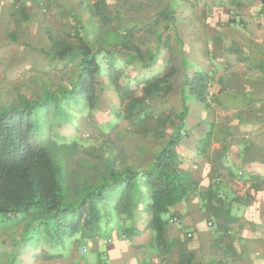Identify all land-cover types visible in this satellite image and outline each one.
Segmentation results:
<instances>
[{
    "label": "trees",
    "instance_id": "1",
    "mask_svg": "<svg viewBox=\"0 0 264 264\" xmlns=\"http://www.w3.org/2000/svg\"><path fill=\"white\" fill-rule=\"evenodd\" d=\"M95 6L89 5L91 16H98L99 20H110L98 3ZM170 11L173 14L174 10ZM101 30L96 42L87 33L82 35L80 31L76 33L77 40L73 42L56 37L48 29L51 48L47 53L51 58L79 59L80 70L75 80L70 87H62L58 91L45 90L40 99L12 102L0 109V226L13 228L22 225L24 232L21 237L31 246L45 243L61 247L76 235L86 240L93 239L104 234L111 207L107 200L113 192L117 194L114 204L116 212L130 219L137 216L136 197L141 195L140 180L143 177L144 185L149 190L144 210L151 215L149 227L155 234L154 244L162 251L169 250L167 226L175 216L172 208L193 193L199 194L202 210L212 216L211 225L215 222L221 227L222 235H228L231 226L240 221L238 213L247 206V198L222 188L214 177L208 190L199 193L198 180L182 166L178 152L182 130L190 111L184 95L189 94L194 102L206 108L210 105L207 101L210 84L207 71H195L181 83L183 105L177 114L175 130L153 153L154 162L149 168L125 166L118 170L113 161L107 159L95 180L82 174L77 190H71L70 163L80 142L74 140L66 143L57 137V133L53 135L55 122L49 118L50 108H53L55 117L61 120H68L72 104L85 103L87 108L96 109L99 98L98 78L102 72L98 50L107 52L105 42L113 46V51L143 63L144 67H149L154 60V55L150 54V61L145 63L147 54L134 41L133 31L122 32L114 28L104 30V27ZM185 63L184 58V67ZM110 64L109 61L108 85L114 88L120 105L115 113L117 122L128 121L129 130L139 135L167 136L165 129L170 116L155 115L156 109L148 102L159 97L165 99L170 95L175 68L163 75L144 76L139 82L143 94L136 96L129 85L120 83L121 75L111 72ZM151 122H155V127H150ZM44 123L49 124V131L45 130ZM212 140L213 128L198 141V152L207 155ZM128 231L129 234L138 232L135 227H130ZM20 262L18 251L9 255L0 252V264Z\"/></svg>",
    "mask_w": 264,
    "mask_h": 264
},
{
    "label": "crops",
    "instance_id": "2",
    "mask_svg": "<svg viewBox=\"0 0 264 264\" xmlns=\"http://www.w3.org/2000/svg\"><path fill=\"white\" fill-rule=\"evenodd\" d=\"M55 5L76 9L78 2L77 0H0V77H6L8 83L17 85V89L19 87L23 89V82L27 81L24 75L29 70H38L40 75L47 70L50 62L66 61L56 60L48 55L50 41L48 35L43 33L45 13H51ZM241 14L250 26L244 28L241 23V26L229 28L235 21H232L233 24L231 23L229 27L221 26L220 31L216 32L222 36V41L215 42L211 46L213 57L205 60L201 52L186 54L187 70L183 66L182 72H176L172 79L171 95L178 94L181 97V103L177 106L178 113L183 105L181 83L186 76L202 70L207 71L213 80V73L227 68L229 64L238 65L237 69L234 68L235 72L232 71L231 74L219 79L220 84L210 82L209 92L211 94L216 92V98L227 99L232 111L249 113L252 116L253 113L259 112V103L264 99V74L251 71L255 66H260V63L264 64V25H260L263 24L264 13ZM258 16L260 20L257 19ZM238 17L240 16L235 15L232 19L236 20ZM229 30H232L231 33ZM229 33L232 34L233 43H226L224 34ZM214 80L217 81L218 78ZM108 90L112 93L114 89L109 86ZM184 99L190 111L182 130V140L178 145L182 166L198 180L199 193L207 191L210 186L214 165L218 161L214 153L222 157L221 161L225 165L230 164L234 172L235 170L244 172L252 180L249 179L247 184L249 194L255 195L257 192L258 198L263 195L260 201H254L252 207L244 206L238 213L240 224L246 228L252 225V229H247V233L236 238L230 235L232 229L228 235H222L221 227L215 222L209 225L212 216L202 210L199 194L193 193L188 199L172 208V214L178 217V221L170 222L167 226L169 250L162 251L154 244L155 234L149 227L151 215L144 210V206L148 203L149 190L144 185L142 177L141 195L136 197L135 218L130 219L116 212L115 223L107 221L106 230L101 236L86 240L76 235L61 247H52L45 243L35 245L30 251L31 255L26 257L32 256L31 260L27 259L26 264H264V189L259 191L254 181L264 174V152L253 149L250 144H246V141L235 144L231 140L236 130L233 123L215 124L209 120L206 107L194 102L189 94H185ZM117 100L114 96L113 105L119 104ZM195 111L200 113V121L203 120L196 125L188 123V119L194 116ZM250 119L252 121L253 118ZM114 123L129 128L126 120L118 123L115 119ZM211 128H213V140L209 153L202 155L197 150V144ZM174 130L175 127L165 131L166 139ZM153 137L163 139L160 135ZM157 149L142 147V153L138 148V153L134 158L128 159L123 168L125 166L149 168L154 162L153 153ZM248 209L253 210L255 215L251 225L245 221ZM130 227H135L138 232L129 234ZM189 232L193 233V237L187 236L189 239H185L184 234ZM228 244L231 247H227ZM84 247H86L85 251L82 250Z\"/></svg>",
    "mask_w": 264,
    "mask_h": 264
},
{
    "label": "rangeland",
    "instance_id": "3",
    "mask_svg": "<svg viewBox=\"0 0 264 264\" xmlns=\"http://www.w3.org/2000/svg\"><path fill=\"white\" fill-rule=\"evenodd\" d=\"M77 2L76 9L55 5L51 13H45V31L43 33L47 36V29H49L56 37L75 42L77 40L76 33L80 31L82 35L87 33L89 38L96 42L99 30L102 31L101 27H104V30L114 28L122 32L130 30L134 32V41L147 54L145 63L150 61V54L154 55V60L150 62L149 67H144L143 63L132 60L123 53L113 51V46L109 42H105L104 47L107 52L98 50L102 72L98 78L100 79L97 85L99 98L96 109L87 108L85 103L72 104L69 107L68 120H61L55 117L53 108H50L49 118L55 122L53 135L57 133V137L66 143H71L74 140L80 142L70 163L69 184L72 191L77 190L80 175L86 174L91 179L98 176L107 159L112 160L114 167L119 170L123 168L128 159L135 157L138 148L140 151H142V147L155 150L161 145L164 138L166 139V136H163V139H158L152 135H139L133 133L127 126L114 123L115 113L120 105H113L114 96L116 98L117 96L114 90L112 93L108 90L107 75L109 70L107 71V64L109 61L111 62V72L121 75L120 83L124 86L129 85L135 91L136 96H141L143 94L142 85L139 82L144 76L163 75L173 67L175 74L176 72L181 73L184 66L183 59H186V54L189 52H201L202 58L205 60L213 57L211 46L215 42L222 41V36L216 32L220 31L221 26L229 27L232 21H235L229 28L241 26V23L244 28H248L250 25L247 23L249 22L241 16V13H264V0H77ZM97 3L103 13L110 17V20H99L98 16L90 15L89 5L95 6ZM171 9L174 10L173 14H171ZM235 15L240 17L236 20L232 19V16ZM257 19L260 20V17L258 16ZM260 25H264V20ZM229 31L231 33L232 30ZM230 33L224 34L226 43H233ZM158 35H160V39ZM48 39L50 41L49 35ZM50 48L51 42L48 50ZM229 65L227 68L221 69V73L216 70L213 73V80L210 76V82L220 84L219 79L231 74L238 66ZM184 68L187 70V63ZM79 70L80 65L77 57L65 62L52 61L47 65V70L41 72L40 75L38 70L26 72L24 77L27 78V81L23 82V89L21 87L17 89V85L8 83L6 77H0V109L7 107L12 102L21 103L25 100L40 99L45 90L58 91L62 87H70ZM251 72L264 74V64L260 63V66H255ZM214 78L216 80L218 78V80L215 81ZM215 93L212 92L213 102L206 109L209 113V120L222 125L233 123L236 130L232 134L231 140L235 144L246 141V144H250L253 149L264 152V99L259 103V112L253 113L252 116L249 113L242 114L232 111V106L227 104L228 100L223 97L216 98ZM117 101L119 102V100ZM148 103L156 109L155 115L170 116L169 126L166 127L167 130L165 129V131H170L177 122V106L181 103L180 95H171L170 93L165 99L159 97L149 100ZM199 114L195 111L194 116L188 119V123L195 125L201 123L203 120L200 121ZM250 117L253 118L252 121ZM254 119H256L255 123ZM209 120L206 121L209 122ZM243 122L246 124L245 126L242 124ZM118 123L120 122L118 121ZM127 125H129L128 121ZM44 126L45 130L49 131V124L44 123ZM150 127H155V122H151ZM213 155L215 159H218L212 172L216 183L230 189L234 195L246 197V203L250 207L255 200L262 199L263 195L261 194L258 198L257 192L255 195L249 194L247 184L251 179L244 172L236 170L234 172L230 164L225 165L221 161L220 155L215 153ZM217 178H220L219 182ZM254 181H256L255 187H259V191L264 189V174ZM116 196L117 194L113 192V195L107 200L111 206L108 220L113 223H115ZM247 212L245 221L251 225L255 219L254 211L248 209ZM248 227L242 226L240 222L234 223L231 226L230 235L235 238L240 237L247 233V229H252V225ZM23 232L22 225L13 228L0 226V252L9 255L18 251L21 258L20 264H26L27 259L32 256L26 257L31 255L30 251L35 248L27 244L21 237ZM184 235L185 239H189L186 233ZM4 241L8 243L3 244ZM19 244L20 246H18Z\"/></svg>",
    "mask_w": 264,
    "mask_h": 264
},
{
    "label": "built area",
    "instance_id": "4",
    "mask_svg": "<svg viewBox=\"0 0 264 264\" xmlns=\"http://www.w3.org/2000/svg\"><path fill=\"white\" fill-rule=\"evenodd\" d=\"M210 88H211V85L209 84V90H210ZM207 101H208V103H212L213 102V98H212V94L209 92L208 93V95H207ZM219 179L220 178H217V180H218V182H219ZM178 221V217L177 216H174L172 219H171V223H176ZM209 225H211V222H209ZM187 236L189 237V238H191V237H193V233L192 232H189L188 234H187ZM83 251H85L86 250V247H84L83 249H82ZM93 264H98V263H93Z\"/></svg>",
    "mask_w": 264,
    "mask_h": 264
}]
</instances>
